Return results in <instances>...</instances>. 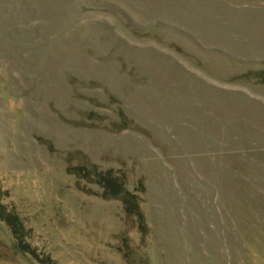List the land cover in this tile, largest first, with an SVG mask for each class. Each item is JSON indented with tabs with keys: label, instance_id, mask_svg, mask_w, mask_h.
Masks as SVG:
<instances>
[{
	"label": "rangeland",
	"instance_id": "obj_1",
	"mask_svg": "<svg viewBox=\"0 0 264 264\" xmlns=\"http://www.w3.org/2000/svg\"><path fill=\"white\" fill-rule=\"evenodd\" d=\"M0 212V264H264V0H0Z\"/></svg>",
	"mask_w": 264,
	"mask_h": 264
},
{
	"label": "trees",
	"instance_id": "obj_2",
	"mask_svg": "<svg viewBox=\"0 0 264 264\" xmlns=\"http://www.w3.org/2000/svg\"><path fill=\"white\" fill-rule=\"evenodd\" d=\"M97 183L104 189L105 195H111L116 197H121L123 199L124 207L126 212L129 214H140V209L138 204L135 202L133 195L128 192L124 186L118 182L117 178H114L111 172L108 173H96ZM0 219L7 222L11 227L14 235L17 239L19 236V226L17 219L13 214H4L0 212ZM17 226V227H16Z\"/></svg>",
	"mask_w": 264,
	"mask_h": 264
}]
</instances>
